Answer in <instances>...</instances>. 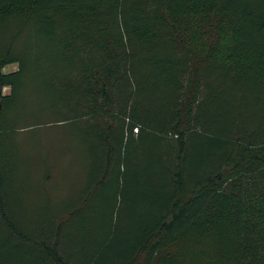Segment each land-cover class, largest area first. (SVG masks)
<instances>
[{
	"label": "trees",
	"instance_id": "obj_1",
	"mask_svg": "<svg viewBox=\"0 0 264 264\" xmlns=\"http://www.w3.org/2000/svg\"><path fill=\"white\" fill-rule=\"evenodd\" d=\"M54 122L101 147L75 206L154 142L156 206L123 264H264V0H0V264H81L77 207L37 231L13 212L10 148Z\"/></svg>",
	"mask_w": 264,
	"mask_h": 264
},
{
	"label": "rangeland",
	"instance_id": "obj_2",
	"mask_svg": "<svg viewBox=\"0 0 264 264\" xmlns=\"http://www.w3.org/2000/svg\"><path fill=\"white\" fill-rule=\"evenodd\" d=\"M17 69V64H12L4 72ZM3 93L9 94L10 89L4 88ZM66 126L67 123L54 122L44 130L20 133L19 144L11 146L15 196L19 200L13 205L14 215L27 230L37 231L46 220L63 217L77 207V214L65 230L66 250L81 264H123L139 225L156 206L154 200L161 183L151 164L154 142L145 138L131 144L125 174L120 178L118 173L113 174L80 207L75 205H79L84 190L95 177L94 162L96 158L100 160L102 151L91 132L79 139L74 128ZM138 135L135 130L134 140ZM47 169L51 175L43 174ZM1 251L10 254L8 264H35L28 249L10 247Z\"/></svg>",
	"mask_w": 264,
	"mask_h": 264
}]
</instances>
